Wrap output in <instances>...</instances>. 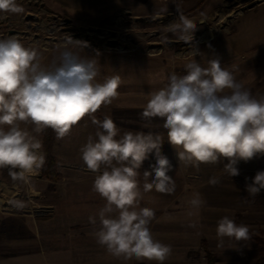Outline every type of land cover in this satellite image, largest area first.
Listing matches in <instances>:
<instances>
[{
	"label": "rangeland",
	"instance_id": "374dc122",
	"mask_svg": "<svg viewBox=\"0 0 264 264\" xmlns=\"http://www.w3.org/2000/svg\"><path fill=\"white\" fill-rule=\"evenodd\" d=\"M17 2L24 8L23 13H0V39L14 36L25 46L37 47L45 65L58 54L57 46L66 35L87 42L88 47L80 54L99 60L97 82L102 83L113 75L121 78L117 97L94 116L99 120L109 116L121 134L140 131L159 133L164 137L161 151L173 165L169 175L175 180V191L172 194L155 190L144 192L141 206L155 212L150 225L155 239L160 236L158 232L163 231L171 238L174 234L182 237V246L172 249L171 260L177 263L165 264H211L207 251L215 256V264H219L216 254L209 248L206 234L212 227H217L218 220L225 215L237 224L248 225L251 236L264 239V190L255 197L246 191V183H251L258 171H264V155L247 162L239 161L240 174L235 177L223 171L227 159L219 164H201L199 170L179 166L175 149L167 142L163 120L142 117L149 93L165 87L170 74L184 75V65L191 59L207 67L208 60L219 58L221 66L233 71L254 97H264V0ZM182 16L195 25L190 44L179 40V33L167 30L170 24L179 23ZM194 52L196 55H191ZM87 118L90 120L85 116L72 129L85 130ZM22 127L31 130L30 126ZM92 128L97 131L95 124ZM76 132L70 131L62 139H57L55 134L52 155L60 174L58 179L44 175L43 166L23 181L14 180L9 169H0L1 209L10 207L6 205L10 202L7 184L12 185L13 181L20 194L17 200L21 211L37 215L41 225L52 215L56 220L54 224H61L62 220L67 224L69 218L60 213L65 210L101 209L104 206L105 201L92 190L97 173L88 170L81 159L80 149L88 135ZM37 138L44 145L43 133ZM42 151L44 153V148ZM148 160L150 164L155 163L152 155ZM146 169L149 168L140 170L141 187ZM212 177L219 178V184L210 185L208 180ZM196 193L205 203L196 215L189 216L187 201ZM248 240L259 246L260 253L261 244L252 237Z\"/></svg>",
	"mask_w": 264,
	"mask_h": 264
},
{
	"label": "clouds",
	"instance_id": "9594fccd",
	"mask_svg": "<svg viewBox=\"0 0 264 264\" xmlns=\"http://www.w3.org/2000/svg\"><path fill=\"white\" fill-rule=\"evenodd\" d=\"M23 11L17 0H0V13ZM167 30L179 33L178 39L189 44L196 31L183 16ZM86 47L87 42L66 35L57 46L58 54L45 65L37 47L25 46L14 36L0 39V169H9L14 180H27L45 163L39 134L51 128L62 139L85 116L91 117L97 131L81 147V159L97 173L92 190L105 201L92 235L117 259L165 264L172 248L154 238L150 225L155 212L141 206L144 192L175 191L169 175L173 165L161 151L164 137L140 131L121 134L109 116L102 120L94 116L117 97L121 78L113 75L97 82L100 63L97 57L80 54ZM184 68V75L170 74L165 87L149 93L142 117L163 120L179 166L199 170L201 164L227 159L223 171L238 176L239 161L264 155V97H254L219 58L208 60L207 67L191 59ZM150 155L155 163L143 171L141 187L140 170ZM219 182L217 177L208 180L213 186ZM261 190L264 171L246 183L252 197ZM204 203L199 193L194 194L187 201L188 215H196ZM89 222L95 226L97 217L90 216ZM216 234L221 241L248 240L250 227L225 215L217 222Z\"/></svg>",
	"mask_w": 264,
	"mask_h": 264
},
{
	"label": "crops",
	"instance_id": "0c3cea01",
	"mask_svg": "<svg viewBox=\"0 0 264 264\" xmlns=\"http://www.w3.org/2000/svg\"><path fill=\"white\" fill-rule=\"evenodd\" d=\"M85 130L71 129L79 135H95L92 119L87 118ZM92 123V124H91ZM89 126V127H88ZM149 160L142 168H149ZM6 180V178H4ZM8 185L10 202L6 209L0 208V264H154L155 262L135 259L123 261L108 254L100 246L92 233L99 227L100 209L65 210L62 217H68L67 224H54V215L46 223L39 224L37 215L31 211H21L20 194H17L16 181ZM9 201V200H8ZM3 204V203H2ZM19 204V205H18ZM19 206V207H18ZM17 207V208H16ZM56 216V214H55ZM97 217L93 226L89 217ZM72 218V219H71ZM65 222V223H64ZM151 228V227H150ZM206 234L209 248L216 254L219 264H254L259 257V246L251 240L236 241L232 238L217 237L216 227ZM152 233H154L152 228ZM159 241L170 245L172 249L182 246V237L174 234L173 238L158 232ZM172 254L165 263H177L171 260Z\"/></svg>",
	"mask_w": 264,
	"mask_h": 264
},
{
	"label": "trees",
	"instance_id": "16d2710c",
	"mask_svg": "<svg viewBox=\"0 0 264 264\" xmlns=\"http://www.w3.org/2000/svg\"><path fill=\"white\" fill-rule=\"evenodd\" d=\"M55 132L48 128L43 132L44 135V154H45V163L42 167L43 174L50 177L51 179H58L60 177L59 172L56 167V159L52 155V145L54 143ZM261 244L260 257L255 264H264V239L259 236H251ZM205 246V243H203ZM209 260L211 264H215V256L207 251Z\"/></svg>",
	"mask_w": 264,
	"mask_h": 264
}]
</instances>
